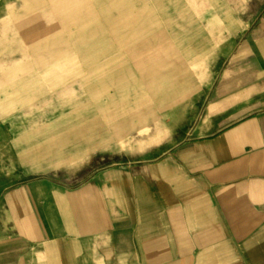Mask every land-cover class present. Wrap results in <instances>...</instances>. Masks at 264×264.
Returning a JSON list of instances; mask_svg holds the SVG:
<instances>
[{
    "label": "crops",
    "instance_id": "1",
    "mask_svg": "<svg viewBox=\"0 0 264 264\" xmlns=\"http://www.w3.org/2000/svg\"><path fill=\"white\" fill-rule=\"evenodd\" d=\"M89 1L0 0V264H264V0H198L132 94Z\"/></svg>",
    "mask_w": 264,
    "mask_h": 264
},
{
    "label": "rangeland",
    "instance_id": "2",
    "mask_svg": "<svg viewBox=\"0 0 264 264\" xmlns=\"http://www.w3.org/2000/svg\"><path fill=\"white\" fill-rule=\"evenodd\" d=\"M198 0H92L87 3V8L91 7L97 11L99 17L94 18L95 21L101 20V25L103 26L104 33L95 38L94 41L87 43L88 53L83 55H93V56H104L105 52L108 51L110 57L115 58H125L126 64L120 65L119 68L113 65H103L100 70L95 74L93 79H100L102 85H105V81L109 78L118 79L114 73H124L126 84L125 86L120 84L121 91L133 93V78L135 74L137 75V66L133 65L132 62L138 58L148 59L150 55L163 56L166 55L165 41L166 37L174 36L175 38V50L180 49V36L181 27L183 20L187 22V16L183 19V14L188 13V10L195 9L199 7ZM72 7V6H71ZM97 39V40H96ZM151 42H158L157 47H152V49L139 48L137 46L150 44ZM90 46V47H89ZM91 50V51H90ZM174 50V51H175ZM80 55V54H77ZM107 55V54H106ZM105 55V56H106ZM130 62V63H128ZM118 68V69H117ZM111 70V75L107 76L102 74L105 70ZM102 71V72H101ZM105 73V72H104ZM103 79V81H102ZM114 82H117L114 80ZM112 83L111 81L109 84ZM114 89L117 88V84H111ZM133 99H131V102ZM79 100V102H74L72 111H67L61 117H42L43 120H49L51 123L65 120H79L87 117L88 113L79 112L81 108H87V104ZM133 109V105L130 107ZM28 115V114H27ZM114 119L118 120H131L133 119V114L126 112L122 113H110ZM41 115L37 113H31L24 117L23 120H27L28 128L24 129L23 136L28 137L31 142V148L36 150L38 143L41 141L42 145L40 147H51V152L54 150L53 145H45V136H52L54 129L52 128H38L37 124L40 121L39 117ZM96 114H90V117H95ZM15 119H20L18 115H15ZM22 136V130H15ZM40 138V139H39ZM33 144V145H32ZM44 144V145H43ZM43 149V148H42ZM44 153V152H40ZM37 155V156H36ZM36 160L38 159V152L33 156Z\"/></svg>",
    "mask_w": 264,
    "mask_h": 264
}]
</instances>
